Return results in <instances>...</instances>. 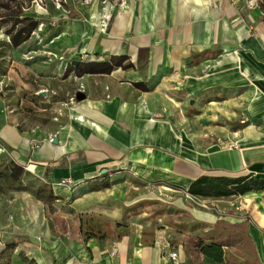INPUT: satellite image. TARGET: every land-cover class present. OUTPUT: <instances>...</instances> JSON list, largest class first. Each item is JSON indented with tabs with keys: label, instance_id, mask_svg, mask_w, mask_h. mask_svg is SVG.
<instances>
[{
	"label": "crops",
	"instance_id": "obj_1",
	"mask_svg": "<svg viewBox=\"0 0 264 264\" xmlns=\"http://www.w3.org/2000/svg\"><path fill=\"white\" fill-rule=\"evenodd\" d=\"M237 1L137 0L131 10L116 12L107 37L91 35L87 26L78 49L98 48L101 54L82 60L80 68L110 57L123 60L110 73L81 75L86 94L84 88L78 115L70 117L71 130L29 152L27 132L1 128L8 150L20 159L30 154L33 170L28 171L47 185L69 180L70 188L51 189L71 228L79 231L82 217L110 223L105 236L58 237L48 250L54 264H264V191L214 199L187 194L200 176L264 178V128L247 134L245 129L237 138L227 133V145L176 131L200 127L203 119L180 113L197 112L203 92L211 97L200 110L212 111L206 127L218 125L214 113L233 119L228 108L235 91L251 94L243 78L231 89L230 81L237 79L224 68L216 76L201 71L216 58L225 65L230 51H236L255 87L264 90V21L252 12L243 16ZM182 96L195 101L188 100L184 108ZM170 112L177 113L172 118ZM187 198L209 201L210 211L185 206ZM174 210L187 220L174 219ZM238 233L249 251L240 263L227 259L238 250L228 238ZM61 239L67 248L59 246ZM212 242L221 244L222 262L201 253ZM175 250L172 260L169 254Z\"/></svg>",
	"mask_w": 264,
	"mask_h": 264
},
{
	"label": "rangeland",
	"instance_id": "obj_2",
	"mask_svg": "<svg viewBox=\"0 0 264 264\" xmlns=\"http://www.w3.org/2000/svg\"><path fill=\"white\" fill-rule=\"evenodd\" d=\"M238 1L243 16L252 12L256 18L264 21V0ZM48 3L56 11L53 16L48 14ZM37 4L40 8L34 4L35 8L29 10L35 13L39 24L25 43L12 48L0 32V130L4 125H10L18 131L27 132L29 152L40 147L43 141L52 143V136L57 137L59 132L70 131V117L78 115L77 101L74 106L65 105L81 84L85 88L81 76L74 73V62L79 64L82 60H93L101 54L98 48L89 49L88 53L79 51L81 31L88 26L92 28L91 35L97 32L107 37L116 12L131 10L137 0H64L63 6L59 3L57 6L56 0H37ZM103 20L105 28L101 27ZM253 33L257 35V32ZM228 58L225 65L216 58L207 63L211 67H203L201 71H210L216 76L224 68L231 78L237 79L230 81L231 89L237 85L238 78H243L247 86L252 87L251 94L239 96L235 91L233 97L229 98L232 104L228 108L235 114L233 119L227 120L220 113H214L218 125L208 123L206 127L205 122L210 120L212 111L202 114L200 110L205 108L211 97L203 92V96L197 99L198 109L194 110L197 112L180 113L193 119H203L199 123L200 127L176 131L199 141L227 145L231 142L227 133L237 138L245 129L247 134V130L264 128V90L255 87L235 50L228 53ZM178 98L176 100L179 101ZM188 100L194 102V96H182L179 102L187 108ZM176 113L169 114L173 118ZM195 113L201 116L197 117ZM205 115L209 118L205 119ZM39 132L45 136L38 137ZM3 140L0 136V264H54L48 250L58 237L75 234L84 240L90 233L105 236L109 232L110 223L93 216L82 217L79 222L74 217L80 229L77 231V227L71 228L69 219L62 216L55 199H47V202L38 200L35 191L40 184L45 183L34 171H28L33 170L29 169L31 163L27 160L30 154L20 159L3 146ZM184 200L185 206L202 211H210L212 206L209 201ZM173 214L178 222L187 220L184 212L174 210ZM228 239L237 244L238 250L228 254L227 259L242 262L244 253H249L246 240L239 233ZM59 244L67 248L66 241L61 239ZM187 249L183 248L185 251Z\"/></svg>",
	"mask_w": 264,
	"mask_h": 264
},
{
	"label": "trees",
	"instance_id": "obj_3",
	"mask_svg": "<svg viewBox=\"0 0 264 264\" xmlns=\"http://www.w3.org/2000/svg\"><path fill=\"white\" fill-rule=\"evenodd\" d=\"M33 0H0V32L6 37L7 45L16 48L25 43L37 28L39 20L33 11L35 8ZM61 5L62 0H60ZM49 16L56 14L51 3L47 5ZM123 57H110V60L104 62H89L79 64L75 67V75L81 76L88 74H107L114 67L121 66ZM124 67H129L126 65ZM139 87V84H136ZM144 90V88H142ZM4 146V145H3ZM7 149V147L5 146ZM251 191H264V178H254L252 176L229 177H207L200 176L195 179L188 187L187 194L193 197L202 198H228L243 195ZM38 200L47 202V199L54 200L50 185L40 184L35 191ZM47 197V198H46ZM233 227V226H230ZM88 237H98L95 233H90ZM201 253L215 261H223V252L220 243L212 242L200 248Z\"/></svg>",
	"mask_w": 264,
	"mask_h": 264
},
{
	"label": "built area",
	"instance_id": "obj_4",
	"mask_svg": "<svg viewBox=\"0 0 264 264\" xmlns=\"http://www.w3.org/2000/svg\"><path fill=\"white\" fill-rule=\"evenodd\" d=\"M39 1L41 2V0H39ZM62 1H64V0H62ZM32 2L37 7L40 8V6L37 4V0H33ZM58 3L61 5L60 0H56L57 6H58ZM101 24H102L101 25L102 28H105L106 27L105 20L101 21ZM77 92H82V93L84 92V86L82 84L78 87ZM75 103H76V100H75V94H74L72 97H70L68 99V101L65 103V105H72V106H74ZM50 186H55V187H62V186L64 187V186H66V187L70 188V182H69L68 179H60L58 181H55V182L51 183ZM178 251L179 250L172 251L169 254V258L172 259V260H175L177 258V255H178Z\"/></svg>",
	"mask_w": 264,
	"mask_h": 264
},
{
	"label": "water",
	"instance_id": "obj_5",
	"mask_svg": "<svg viewBox=\"0 0 264 264\" xmlns=\"http://www.w3.org/2000/svg\"><path fill=\"white\" fill-rule=\"evenodd\" d=\"M74 64H77V62H74ZM85 99V94L84 93H82V92H77L76 94H75V100L77 101V102H80V101H82V100H84ZM52 142L53 143H56L57 141H56V139L54 138L53 140H52Z\"/></svg>",
	"mask_w": 264,
	"mask_h": 264
},
{
	"label": "bare ground",
	"instance_id": "obj_6",
	"mask_svg": "<svg viewBox=\"0 0 264 264\" xmlns=\"http://www.w3.org/2000/svg\"><path fill=\"white\" fill-rule=\"evenodd\" d=\"M81 120V119H80Z\"/></svg>",
	"mask_w": 264,
	"mask_h": 264
}]
</instances>
